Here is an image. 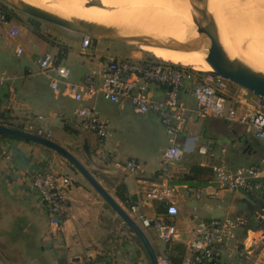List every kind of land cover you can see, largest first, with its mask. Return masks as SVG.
I'll list each match as a JSON object with an SVG mask.
<instances>
[{
    "label": "crops",
    "instance_id": "obj_1",
    "mask_svg": "<svg viewBox=\"0 0 264 264\" xmlns=\"http://www.w3.org/2000/svg\"><path fill=\"white\" fill-rule=\"evenodd\" d=\"M15 13L5 24L0 23V71L6 76L0 84V119L18 124L25 131L41 129L49 140L69 151L137 224L139 216L161 215L164 206L145 198L151 185L159 181V156L167 146L158 118L134 113L127 102L112 104L104 103L101 97L93 98L83 104L93 105L111 130L110 136L100 141L77 124L73 111L80 104L61 91L54 93L48 79L38 73V59L46 52L68 68L67 81L75 84L86 75L96 76L107 59L126 57L108 51L105 41H91L83 52L82 36L74 33L51 36L53 44L33 32ZM59 88L62 90V85ZM154 91L155 98L160 99L161 90ZM181 98L190 112L185 131L176 140L184 156L171 169L179 212L174 223L179 236L168 248L154 231H144L157 256L166 259L176 255V245L185 254L193 216L204 220L248 216L261 203L255 194L218 190L211 184L198 188L187 183L193 166L209 169L220 159L232 169L248 166L246 159L257 158L261 147L243 126L229 125L221 119H199L192 113L195 104L189 95L183 93ZM6 122L3 125L8 126ZM227 125L238 130L214 136L213 128L220 130ZM200 145L207 147L209 155L197 152ZM263 157L260 155L254 163ZM130 159L138 164L135 172L126 168ZM48 171L68 175L73 181L66 200L69 216L56 244H51L47 236L46 209L37 194L28 189L33 174ZM196 189H203L198 199L193 194ZM141 246L118 215L62 156L31 142L0 137V264H72L86 255L104 264H146ZM236 249L235 243L228 245L215 264H244L236 256Z\"/></svg>",
    "mask_w": 264,
    "mask_h": 264
},
{
    "label": "built area",
    "instance_id": "obj_2",
    "mask_svg": "<svg viewBox=\"0 0 264 264\" xmlns=\"http://www.w3.org/2000/svg\"><path fill=\"white\" fill-rule=\"evenodd\" d=\"M6 22V14L0 9V23ZM14 34L15 32L11 33ZM91 41L88 37H82L83 52L90 47ZM20 53V49L16 50L17 55ZM37 64L38 73L48 79L54 93L61 91V94L80 104L73 111L77 124L82 129L93 132L100 141L108 138L111 130L93 105L83 104L93 98L101 97L112 104L127 102L134 113L154 114L158 118L167 137V146L159 156V181L151 185L145 198L162 203L165 211L155 218L139 216L136 220L144 231H154L164 244H172L179 236L174 223L179 212L175 201L176 186L171 181V169L184 156V150L176 143L178 136L187 127L190 112L181 98L182 94L187 93L193 100L195 106L192 113L199 119L214 118L239 124L254 139L264 142V99L244 92L243 96L234 100L223 92L226 81L216 76L164 62L153 56L109 58L96 76L86 75L81 82L75 84L67 81L68 68L57 63L56 57L51 53H44ZM5 79V74L0 71V84ZM158 89L161 90L160 99L154 96V90ZM33 133L44 136L41 129ZM44 137L47 138L48 135ZM197 152L202 156L209 155L205 145L198 146ZM126 168L135 172L138 164L130 159L126 162ZM209 169V186L227 192L255 194L261 203H257L248 216L207 220L193 216L194 222L185 241L186 252L182 264H215L221 260L223 250L232 243L237 245L236 256L244 260V264H264V157L257 163L236 169L220 159L211 164ZM72 183L68 175L52 171L31 176L28 189L37 194L41 206L47 211V236L51 244L59 242L62 226L68 219L66 200ZM202 193L203 189H196L193 194L198 199ZM254 234L258 236H253ZM72 264L104 263L86 255ZM158 264H168V261L161 257L158 258Z\"/></svg>",
    "mask_w": 264,
    "mask_h": 264
},
{
    "label": "bare ground",
    "instance_id": "obj_3",
    "mask_svg": "<svg viewBox=\"0 0 264 264\" xmlns=\"http://www.w3.org/2000/svg\"><path fill=\"white\" fill-rule=\"evenodd\" d=\"M21 1L32 4L30 0H21ZM37 1L38 0H36L35 2ZM98 1L100 4L104 5L105 7L100 8V7L95 6V9L92 8L91 13L86 12L84 7L78 0L57 1V4L59 5L58 10H52V8L50 7H49L50 9L49 8L47 9V7L46 8L44 7V8L45 10L52 12L54 14H57L66 19L69 17H76V18L83 19L86 21L102 24L105 26H114V27L120 28V30L122 31L121 34L123 35L134 34V35H145V36H151V37L153 36L154 38H158L154 32L155 27L145 28V29L140 30V27L141 26L143 27L144 23L143 21H141L140 24L137 23L138 20H143V19H148L150 21V16H149L150 13L146 14L147 12L144 10L150 5L148 4V6H146V4L149 1L146 3L147 0H137V1L136 0H123L124 5L122 6V1H121V10H120V4L117 0H98ZM182 2H184V5H183L184 11L185 10L187 11L191 19V24L189 26L187 35L182 40H180V41H186V40L196 38L197 33L195 29H197L196 27L202 26L203 24V17H202V12L200 9V6L202 3H200L199 4L200 6H199L198 0H182ZM133 4H135V6H133ZM186 4L188 7L186 6ZM32 5L39 7V5L41 4L38 3V5L36 4H32ZM107 6H111V8ZM148 8L151 10L150 6ZM112 10H115L118 12L120 11V14H117L115 11H112ZM159 10L160 12L174 13V10L170 6H167V5L166 6L160 5ZM145 14L149 17L144 16ZM239 21H242V20L240 19ZM150 22L157 24L153 20H151ZM134 24H138V25H136L135 27ZM153 26H156V25H153ZM226 26H227L226 28L230 29L231 31L236 30V29L239 30L238 31V35L240 37L238 38L239 43L245 40L244 44L247 43V45L255 46V48L253 50H250L249 53H246V54L242 53L241 57L234 55V54L229 55L225 50H220L218 54H211L206 51L205 47H202L198 50H193V51H174L170 49L156 48V47H151V46H139V48H141L145 52L149 53V55L161 61L170 62V63L183 66V67L188 66L192 70H196L199 72H203L209 75L216 76L222 80H225L226 82H230V83L237 85L238 87H241L242 79L248 73L250 67L261 71V69L257 68V63H258L257 61H259L260 56L254 50L256 48H261L264 46V31L263 29L259 27L258 24L250 23L247 21H244L238 24L230 23L228 25L226 24ZM176 30H177V25L175 22H173L171 29H170V32L173 36H170L169 32L163 31L162 32L163 35L161 36L162 37L165 36V38H162L160 40L167 41L169 39H173L177 42H180L175 35ZM248 30L249 31L251 30V32L253 31V34L250 32L253 36H250L251 38L249 37V39L246 38L248 37L246 36V34H248L249 32ZM193 32L196 33L195 37L190 36ZM166 36H170V37H166ZM234 64H238L239 67L237 69L234 68L233 66Z\"/></svg>",
    "mask_w": 264,
    "mask_h": 264
},
{
    "label": "rangeland",
    "instance_id": "obj_4",
    "mask_svg": "<svg viewBox=\"0 0 264 264\" xmlns=\"http://www.w3.org/2000/svg\"><path fill=\"white\" fill-rule=\"evenodd\" d=\"M35 1L36 0H30V2L32 4H36V5H38V3L41 4V5H39V7L41 6V8L47 7V9H48L50 7V8H52V10H58L59 5L57 4V1H60V0H56V1H54V0H48V1L47 0H38L37 2H35ZM78 1L82 4L85 11L88 13H91L92 8L95 9V6L100 7V8L105 7L104 5L100 4L98 0H78ZM117 1L120 4V10H121V1H122V6L124 5V2H123V0H117ZM204 1L208 2V0H201V1L198 0V5L200 3H202L201 4L202 7L200 5L199 6H200V9L202 12L203 24L204 23H212V22L215 23L217 25L218 33H219V37H220V41H221V44L215 48L205 47V49L208 53L218 54V52L220 50H225L229 55L234 54V55L241 57L242 53H245V54L249 53L250 50H253L255 48V46L247 45V43L244 44V41H245L244 39H243L244 41L241 40L243 42L239 43V41H238V38H240L238 35L239 30L236 29V30L231 31L230 29L226 28L227 27L226 24L227 25L230 23L238 24V23L247 21L250 23L258 24L259 27L261 29H263V31H264V0H209L208 3L204 2ZM181 2H182V0H177V1L176 0H153V2H152V0H147L146 6H148V4H150L149 6L151 7L152 12L148 8L149 6L147 7L148 9L146 8L144 10L147 12L146 14L150 13V15H149L150 21L153 20L157 24L150 22L148 19L138 20L137 23L140 24L141 21H143V23H144V26L143 27L141 26L140 30L145 29V28L155 27L154 32H155L156 36L159 39H162V38H165V36L164 37L161 36V35H163V33H162L163 31H165V32L167 31L170 33L169 34L170 36H173L170 32V29H171L172 23L175 22L177 25V30H176L175 35L179 41L182 40L188 33V29H189V26L191 24V19H190L189 14L187 13V11L186 10L184 11V7H183L184 2H182V3ZM205 4L207 5V8H204ZM160 5L170 6L174 10V13L160 12V10H159ZM133 6H135V4H133ZM154 6H156V7H154ZM186 6H187V4H186ZM107 7L111 8V6H107ZM112 11H115V10H112ZM115 12L117 14H120V11L119 12L115 11ZM16 13H15V15H16ZM17 14H18L17 16L19 18H22L24 20V23H26L27 25H30L29 20L35 21V19L30 18V17H28L22 13L18 12ZM146 14L144 16L149 17ZM240 19L242 21H239ZM35 22H37V24H38V26H37L38 31L36 34L42 36L44 39L45 38L48 39L53 44L55 43V40H50L51 36H55V35L61 36V34H71V32H69L63 28H60L58 26H55V25H52V24H49L46 22H42V21H37V20ZM134 25L136 27V25H138V24H134ZM153 25H156V26H153ZM137 28H139V27H137ZM250 32H251V30L248 32V34H246V36H248V37H246L247 39H249L250 36H253L252 35L253 31L251 32L252 34ZM230 33H232V34H230ZM170 36H166V37H170ZM190 36L195 37L196 33L193 32ZM234 38H236V39H234ZM92 41H94V40H92ZM180 42H184V41H180ZM236 42H237V44H236ZM105 44H107V46H109L107 49L108 51L120 54V56H122V57L146 58L148 56H151V55H149V53L145 52L144 50L139 48V46H136V45L120 44V43H112V42H106ZM254 51H256L257 54L260 56L259 61H257L258 62L257 68L261 69V72H263L264 71V46L261 48H256ZM14 59H17V58H14ZM184 67L190 68L188 66H184ZM194 71H196V70H194ZM224 85H225V90H223V92L228 97H231L234 100H236L240 96H243L244 92L248 93L247 90H245L242 87H238L237 85H235L233 83L226 82ZM101 101H103L104 103L105 102L107 103V101L103 100L102 98H101ZM137 122L139 124V120H137ZM13 125L18 126V124H15V123ZM229 125H231V123ZM229 125L223 126V128L221 127L220 130H218V128H215V129L213 128L212 130H215V131H213L214 136H216L218 138L220 133H222V135H226V134H229V132H232L233 130H238L234 127H233L234 129L232 128V130H231L230 129L231 126H229ZM30 132L33 133L35 131L31 130ZM257 142H259V141H257ZM259 145L261 147L260 148L261 154H259L257 156V158L252 157L250 159H246L247 164H249V165L253 164L254 162H256L255 159H258L260 157V155L264 154V142H259ZM141 251H142V253L145 256V259L147 261L146 264H150L149 259L147 257V254H146L145 250L143 249V247L141 248Z\"/></svg>",
    "mask_w": 264,
    "mask_h": 264
},
{
    "label": "water",
    "instance_id": "obj_5",
    "mask_svg": "<svg viewBox=\"0 0 264 264\" xmlns=\"http://www.w3.org/2000/svg\"><path fill=\"white\" fill-rule=\"evenodd\" d=\"M13 11L22 13L37 21L46 22L71 33L82 37H88L94 41H105L120 44H131L136 46H151L165 48L174 51H193L202 47L215 48L221 44L218 28L215 23H204L196 27L197 37L177 42L173 39L167 41L154 38L153 36L121 34L120 28L105 26L95 22L86 21L76 17L63 18L57 14L49 12L40 7L34 6L21 0H0ZM204 8H207L205 4ZM238 68V64L233 65ZM245 90L256 97L264 99V73L249 68L248 73L242 79V86ZM0 135L31 142L52 150L62 156L76 171L88 182V184L98 193L102 200L118 215L123 223L131 230L145 250L150 264H158V256L144 230L137 224L123 208L106 192L95 178L82 166V164L66 149L62 148L48 138L32 132L20 130L10 126L0 124ZM134 197H132V200Z\"/></svg>",
    "mask_w": 264,
    "mask_h": 264
},
{
    "label": "trees",
    "instance_id": "obj_6",
    "mask_svg": "<svg viewBox=\"0 0 264 264\" xmlns=\"http://www.w3.org/2000/svg\"><path fill=\"white\" fill-rule=\"evenodd\" d=\"M0 9L6 14V18L7 19H9V16L11 15V13H13L12 9H9L6 5H4L1 2H0ZM35 21L29 20V23H30V27H31L32 31L37 33L38 24ZM5 122H4V120L0 119V124H3V123L5 124ZM7 124L9 126H11V127H14V128L20 129V130H24V128L22 126H16V125H13V124H10V123H7ZM0 137L7 138V136H4V135H0ZM210 178H211V174H210V170L209 169L201 168L199 166H193L191 168V170H190V175L188 177V182L187 183L190 186H192V187L204 186V185H207V184L211 183V179ZM159 204L163 205L162 203H159ZM136 240H138V239L136 238ZM138 243H140V242L138 241ZM172 244H166V245L169 248V246H171ZM173 248H174V250L176 252V255L168 256L167 259L166 258L165 259L168 261V264H182V260H183V257L185 255L183 253V248L181 246H178V245H176ZM158 258H160V257H158Z\"/></svg>",
    "mask_w": 264,
    "mask_h": 264
}]
</instances>
